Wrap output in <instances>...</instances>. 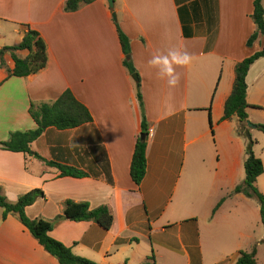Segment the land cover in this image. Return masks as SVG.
<instances>
[{
    "label": "crops",
    "instance_id": "obj_1",
    "mask_svg": "<svg viewBox=\"0 0 264 264\" xmlns=\"http://www.w3.org/2000/svg\"><path fill=\"white\" fill-rule=\"evenodd\" d=\"M114 1V9L107 0H98L66 12L67 0H0V50L19 44L27 25L40 33L48 53L47 67L25 78L8 77L15 65L9 53L4 55L0 142L12 132L37 127L29 113L31 103H53L66 90L93 118L92 123L76 129L49 128L31 146L45 160L78 168L88 177H61L60 171L33 157L0 150V189L13 203L24 194L42 190L45 198L25 209L30 219L54 221L68 200L88 202L91 209L107 206L114 216L109 231L94 222L61 220L50 232L76 255L98 264H114L113 259L123 264L147 262L155 250L150 246L141 253L142 243L150 242L154 234H168L174 223L180 244H173L172 237L162 238L156 243L160 252L172 258L183 253L186 264H203L197 209L212 208L225 199L224 191L237 185L238 175L245 170L241 123L236 117L223 120V115L236 65L264 47L261 35L247 47L256 31L251 18L255 0ZM115 22L130 40V58L140 78L150 129L147 172L139 186L130 170L142 113L137 82L123 64L125 55ZM170 48L186 49L193 56L190 65L176 69L181 79L174 89L148 64L154 52ZM17 55L25 58L28 52ZM263 59L247 75L249 109H264V64L258 70ZM249 109L251 121L254 110ZM213 129L222 140L214 165L208 164L206 155ZM237 196L246 200L243 193ZM173 204L177 208L169 211ZM225 205L226 199L220 208ZM0 264L60 263L17 216L3 219L0 208Z\"/></svg>",
    "mask_w": 264,
    "mask_h": 264
},
{
    "label": "trees",
    "instance_id": "obj_2",
    "mask_svg": "<svg viewBox=\"0 0 264 264\" xmlns=\"http://www.w3.org/2000/svg\"><path fill=\"white\" fill-rule=\"evenodd\" d=\"M98 0H67L65 5L66 12H75L84 5H89ZM264 0L254 1V11L251 16L256 25V31L247 41V47H252L261 35L264 37ZM116 23L119 40L125 60L123 62L125 68L130 75H137V99L140 104L142 113L141 134L137 139L133 159L131 163V178L133 182L139 186L145 178L147 172V140L150 129L145 115L143 95L141 92V83L139 75L133 65L131 58V44L127 35L121 30ZM26 31L22 41L14 46H7L0 50V66L5 67L4 55L9 53L14 61V69L8 71V77L25 78L36 75L43 71L48 64L47 45L39 32L25 25ZM18 51H27L28 55L21 58L17 55ZM264 57V47L261 51L244 59L235 67V80L233 90L225 103L223 120H230L236 117L241 123V134H245L248 128L247 109L250 108L247 103V75L251 66ZM261 109V108H259ZM210 111V108L208 109ZM29 113L36 123L37 127L28 131H16L10 134L6 141L0 142V150L23 153L26 156L33 157L50 168L60 171L61 177L85 178L89 174L75 167L63 165L54 161H47L41 155L34 152L31 148L32 144L38 140L44 132L49 128H55L60 131L76 129L83 125L93 122V118L89 110L80 103L70 90H66L53 103H42L36 105L31 103ZM211 128H213L210 121ZM257 128L264 133V126L257 125ZM213 132V130H212ZM141 135H145V139H141ZM245 181L243 185L236 187V193H243L247 197L257 198L260 206L261 222L264 226V195L256 187L259 177L264 174V164L261 158L257 157L253 151V141L246 148V160L244 163ZM39 198H45L42 190L36 189L18 198L16 202H10L0 189V208L3 209V219L8 215H15L21 224L29 231L38 243L51 256L55 257L60 264H98L87 258L76 255L71 248L65 246L62 242L53 239L50 232L53 230L55 223L61 220H69L73 222H94L109 231L114 223V216L107 206H100L91 209L88 202H74L68 200L64 204L63 213L55 218L54 221L45 220L43 218L30 219L25 209L33 205ZM220 202L214 209V212L220 207ZM257 247L251 252H240V256L235 264H258L257 263ZM154 254L143 264H155Z\"/></svg>",
    "mask_w": 264,
    "mask_h": 264
},
{
    "label": "rangeland",
    "instance_id": "obj_3",
    "mask_svg": "<svg viewBox=\"0 0 264 264\" xmlns=\"http://www.w3.org/2000/svg\"><path fill=\"white\" fill-rule=\"evenodd\" d=\"M9 40L7 36V41ZM261 64H264V61L259 63L258 70L261 69ZM249 110H254L252 111L253 114H251L252 120H248V124H251L253 127H249L248 125L246 130L250 138L246 132L242 136L246 141V148L253 141V151L256 156L262 159L264 164V133L257 128V125L264 126V109L251 108ZM240 131L242 133L241 129ZM210 142V151L206 150V155L210 157L208 164L212 162V165H214V161L219 160V148L222 147V140L220 136L218 139L215 137V132L214 134L211 132ZM244 181L245 170L243 169L238 175L239 183L233 188L224 191L226 205L222 209L220 207L225 199L220 201L222 204L216 212H214V209L220 202L212 206V208L202 207L200 210L197 209V218L195 221L199 230V243H201L203 250V264H231L237 254L239 255L240 252H251L254 247H257V263L264 264V226L261 222L259 202L257 198L247 196L246 200L243 201L238 198L235 192L236 187L243 185ZM256 187L264 195V174L258 178ZM175 208L177 206L173 204L169 211H174ZM186 211L190 210L188 209ZM188 214L189 212L183 216L185 217ZM225 217H229V220L224 219ZM177 220L179 218H175L173 221ZM183 222L188 223V220H184ZM176 223L182 224V222ZM170 226L168 234H154L150 242L142 243L140 252L143 253L144 249L149 251L151 246L152 250H155L153 253L151 252V256L152 254L155 255L156 264H186L187 257L183 253H178L177 258H172L166 253L160 252L156 244L158 243L157 240L160 241L162 238L165 240L171 237L173 244L179 243V240H176V235H179L177 225L174 223ZM140 230L142 233L143 228ZM156 251H159L158 255ZM113 263L123 264L121 259H113Z\"/></svg>",
    "mask_w": 264,
    "mask_h": 264
},
{
    "label": "clouds",
    "instance_id": "obj_4",
    "mask_svg": "<svg viewBox=\"0 0 264 264\" xmlns=\"http://www.w3.org/2000/svg\"><path fill=\"white\" fill-rule=\"evenodd\" d=\"M193 56L186 49L170 48L166 52L156 51L151 55L148 64L156 70L159 79L165 80L170 89L179 86L181 75L176 69L192 63Z\"/></svg>",
    "mask_w": 264,
    "mask_h": 264
},
{
    "label": "water",
    "instance_id": "obj_5",
    "mask_svg": "<svg viewBox=\"0 0 264 264\" xmlns=\"http://www.w3.org/2000/svg\"><path fill=\"white\" fill-rule=\"evenodd\" d=\"M107 2H108V4H109V7H110L111 9H114L115 1H114V0H107ZM113 18H114L115 20H116V18H117V15H116L115 12L113 13ZM127 58L129 59L130 57H127ZM133 79L137 82V81H138V77H137V75H133ZM248 125H249V127H253L251 124H248ZM246 134H247L248 137L250 138L249 133L246 132ZM145 138H146L145 135H141V139H142V140L145 139Z\"/></svg>",
    "mask_w": 264,
    "mask_h": 264
}]
</instances>
